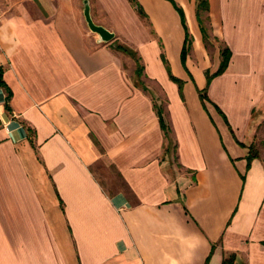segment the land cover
<instances>
[{"label": "crops", "instance_id": "crops-1", "mask_svg": "<svg viewBox=\"0 0 264 264\" xmlns=\"http://www.w3.org/2000/svg\"><path fill=\"white\" fill-rule=\"evenodd\" d=\"M135 1L143 15L90 0L115 32L100 43L82 0H0V264H264V145L247 160L264 120V0H208L204 13L231 51L207 95L234 155L198 93L209 52L197 0ZM116 42L141 59L145 88Z\"/></svg>", "mask_w": 264, "mask_h": 264}, {"label": "rangeland", "instance_id": "rangeland-1", "mask_svg": "<svg viewBox=\"0 0 264 264\" xmlns=\"http://www.w3.org/2000/svg\"><path fill=\"white\" fill-rule=\"evenodd\" d=\"M89 4H91L90 0H89ZM82 5H83V0H82ZM202 16H203L202 18H203L204 26H205V28L207 29V32H208V38H207V43L205 44V47H206L207 51L209 52L208 60L205 63V65H207V66L203 69V73H205L206 70L209 71L210 73H213L218 68L219 63L221 61V58H222L221 51L224 48V44L217 36L212 34L210 26H209V22L207 21V19H205L204 13H202ZM116 43L119 44L118 42H116ZM119 45L124 46L122 44H119ZM124 47H126V46H124ZM121 52L126 54L127 56H129L131 58L129 60L131 63L128 66L129 69H130V72L133 73L134 79L136 81H139L142 85H144L145 84V80L143 78V73L140 76H138L136 74L137 63L134 60L133 56L131 54H129L127 51L121 50ZM193 63L194 64L195 63L200 64L201 62H199V61L194 62L193 61ZM151 67L153 69V66H151ZM193 74L195 76L196 83H197V81H198V83H200L202 81V78L205 80V76L203 74L201 75V72L199 71V68L196 65L193 67ZM224 87H225L224 84L222 82H219V83L215 84V87H214L212 93L213 94L215 93V95H217L216 97H220L219 99H224L223 98L224 97ZM191 90H192V86H189L187 88L188 100L190 102H192V101L199 102L197 96H196V98L195 97L192 98L191 94H193V92ZM211 105H210V103L206 104L207 108L211 111V113L213 115V118H214L215 122L217 123V125H218V127H219V129L221 131V137L223 139V144L226 146L228 152L231 155H234V149H233L234 145H233L232 136L230 135V133L228 131V128L226 127L222 117L217 114V112L214 110V108ZM257 133H258V136L260 137V139L258 140L260 142L257 141V143H254V147L258 150V147H257L258 143H262V145H264V120H263L262 124H260V126L258 127ZM243 138H244V141L247 144H249L248 142L251 141L248 138V135H246ZM170 147H172V146H170ZM171 152H172V150H171ZM94 172H95L96 177L101 181V183H103V185L109 186V187H107V190L112 191L110 186H112L114 184L116 185L117 184V180H116V178H115L110 166L105 164V162L101 161L100 163H98L95 166ZM116 189L117 188H113V190H116Z\"/></svg>", "mask_w": 264, "mask_h": 264}, {"label": "trees", "instance_id": "trees-1", "mask_svg": "<svg viewBox=\"0 0 264 264\" xmlns=\"http://www.w3.org/2000/svg\"><path fill=\"white\" fill-rule=\"evenodd\" d=\"M130 1L132 3H135V6L137 7L138 12L141 15H143L144 12L141 9V6L138 5L135 0H130ZM176 9L179 12V15L181 17L182 24H183V26L186 29L185 44L183 46L182 56H181L182 63L185 66L186 57H187V54H188V52H189V50L191 48V39H190L189 33L187 32V27H186V23H185V16H184L183 10L181 8H179L178 6H176ZM208 9H209L208 0H197V17H198V21H199V24H200V27H201V32H202V35H203V41H204L205 44L207 43L208 32H207V29L205 28L204 23H203L202 13L207 12ZM117 49L123 50V51H127L129 54H131L133 56L134 60L137 63L136 74L138 76L142 75L143 70H144V67H143V65L141 63V59L138 57L137 53L134 52V51H132L131 49L126 48L124 46H121L119 44H117ZM221 55H222V58H221V61L219 63L218 68L213 73H210L209 71L206 72V74H207V85H206V87L203 88L202 90H198V93L200 95V99H201V101L203 103V106L205 108H206V104L207 103H211V100H210V98L207 95V86L210 84L211 80L214 77L221 75L227 69V67L229 65V62H230V58H231V51H230V49L227 46H224L223 50L221 51ZM168 71H169V75H170L171 79H173L175 82L178 83L179 90H180V92H182L183 82L180 79L175 78L171 74V72H170L169 69H168ZM2 84H3L2 74L0 72V85H2ZM139 84L142 87L145 88V86L142 85L140 82H139ZM214 106L216 107V110L219 112V114H221L223 116V119L225 121H227V118L223 114V112L216 105H214ZM157 112H158L160 121L162 123V127H163V129L165 131V134L167 135L168 134L167 129H166L167 127H166L165 122L163 120V116H162L161 109L158 108V107H157ZM28 131H30V130L28 129ZM240 144L243 147H246L243 143H240ZM247 148H248V154H247V160L248 161H250V160L258 157V155H259L258 150L254 147L253 144H251ZM234 260H235V256H234V254H232L229 257L224 258L221 264H234Z\"/></svg>", "mask_w": 264, "mask_h": 264}, {"label": "water", "instance_id": "water-1", "mask_svg": "<svg viewBox=\"0 0 264 264\" xmlns=\"http://www.w3.org/2000/svg\"><path fill=\"white\" fill-rule=\"evenodd\" d=\"M83 16L85 18L87 28L90 30V32L95 34L98 42L109 43L114 40V31L109 30L104 25L98 24L93 20L89 0H83Z\"/></svg>", "mask_w": 264, "mask_h": 264}, {"label": "built area", "instance_id": "built-area-1", "mask_svg": "<svg viewBox=\"0 0 264 264\" xmlns=\"http://www.w3.org/2000/svg\"><path fill=\"white\" fill-rule=\"evenodd\" d=\"M2 18H3V13L0 11V23L2 21Z\"/></svg>", "mask_w": 264, "mask_h": 264}]
</instances>
